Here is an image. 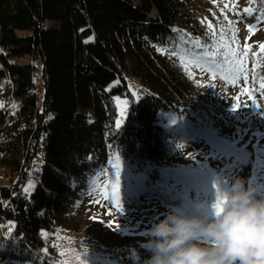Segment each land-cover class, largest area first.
<instances>
[{"label": "trees", "instance_id": "16d2710c", "mask_svg": "<svg viewBox=\"0 0 264 264\" xmlns=\"http://www.w3.org/2000/svg\"><path fill=\"white\" fill-rule=\"evenodd\" d=\"M240 17L257 38L252 64L264 93V0H246ZM186 31L205 33L194 0H0V85L17 104L14 111L0 106V169L11 181L0 184L3 264H59L52 236L57 227H78V204L91 199L111 156L142 178L133 194L139 203L178 212L182 198L155 187L176 144L156 120L159 112L179 115L203 104L175 56ZM23 56L41 63L40 102L33 62L11 61ZM125 77L145 89L139 101ZM115 79L120 84L109 87ZM116 94L130 100L120 125ZM37 155L40 171L31 178ZM256 189L264 197V185Z\"/></svg>", "mask_w": 264, "mask_h": 264}, {"label": "rangeland", "instance_id": "374dc122", "mask_svg": "<svg viewBox=\"0 0 264 264\" xmlns=\"http://www.w3.org/2000/svg\"><path fill=\"white\" fill-rule=\"evenodd\" d=\"M245 4L246 0H194L197 17L205 26L204 36L184 32L182 37L187 44L180 45L175 54L203 98L198 110L188 109L179 115L159 112L156 120L175 136L176 144L170 147L161 168L163 181L155 187H166L182 198V206L177 209L181 214L211 218L217 186L224 192L236 177L244 178L254 188L264 185V93L257 91L258 76L252 64L255 51L251 45L257 38L240 17ZM245 49L247 55H243ZM238 56L243 61L242 73L233 68ZM11 61L33 62L40 102L41 63L30 56ZM118 84L120 80L115 79L109 87ZM125 89L134 102L145 94L136 78L125 77ZM113 101L115 123L120 121V125L130 100L126 94H116ZM0 106L12 111L17 106L13 99L5 97L2 84ZM40 166L41 157L37 155L30 168L31 178L36 177ZM141 181L138 175L131 174L124 161L111 156L92 185L91 199L78 204V227H57L56 238L55 233L52 236L59 264H143L142 258L149 255L151 228L168 212L176 210L170 207L171 210L164 211L155 204L139 203L138 194L135 198L133 194L139 193L137 185ZM10 183L8 171L1 168L0 184ZM202 243L211 244V238Z\"/></svg>", "mask_w": 264, "mask_h": 264}, {"label": "clouds", "instance_id": "9594fccd", "mask_svg": "<svg viewBox=\"0 0 264 264\" xmlns=\"http://www.w3.org/2000/svg\"><path fill=\"white\" fill-rule=\"evenodd\" d=\"M224 194L211 218L168 212L155 223L143 264H264V197L242 177ZM207 238L211 244L202 243Z\"/></svg>", "mask_w": 264, "mask_h": 264}, {"label": "snow or ice", "instance_id": "6c2138e0", "mask_svg": "<svg viewBox=\"0 0 264 264\" xmlns=\"http://www.w3.org/2000/svg\"><path fill=\"white\" fill-rule=\"evenodd\" d=\"M209 28L212 27L211 24L208 25ZM260 48L262 51H264V44L260 45ZM159 50V49H158ZM243 55H247V49H245V52ZM233 68L235 69V72L237 73H242L244 71L243 69V61L242 59L239 58V56L237 57V62L233 65ZM245 79H247V77H245ZM261 89L264 90V82L261 83L260 85ZM238 108V106H234V109ZM175 122V118H173V123ZM120 121H117V125H119ZM179 147H183V145L179 146ZM189 156V158H191V154H187ZM24 191L27 193L28 192V188H25ZM116 192V186L113 187V195H115ZM226 197L224 192H221L217 186V195L215 198L214 203L212 204V209L215 211L216 214H219L220 211H222V207L223 204L225 203ZM120 212L123 211L122 208L118 209ZM117 229L120 227L119 224H117ZM0 247H2V245H0ZM0 264H3L2 261H0Z\"/></svg>", "mask_w": 264, "mask_h": 264}]
</instances>
